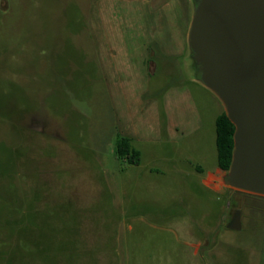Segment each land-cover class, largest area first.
Instances as JSON below:
<instances>
[{
	"label": "rangeland",
	"instance_id": "rangeland-1",
	"mask_svg": "<svg viewBox=\"0 0 264 264\" xmlns=\"http://www.w3.org/2000/svg\"><path fill=\"white\" fill-rule=\"evenodd\" d=\"M191 15L0 0V264H264V198L221 183L225 111L186 69Z\"/></svg>",
	"mask_w": 264,
	"mask_h": 264
},
{
	"label": "water",
	"instance_id": "water-1",
	"mask_svg": "<svg viewBox=\"0 0 264 264\" xmlns=\"http://www.w3.org/2000/svg\"><path fill=\"white\" fill-rule=\"evenodd\" d=\"M186 69L235 127L226 188L264 198V0H191ZM228 229H242L238 211Z\"/></svg>",
	"mask_w": 264,
	"mask_h": 264
},
{
	"label": "trees",
	"instance_id": "trees-1",
	"mask_svg": "<svg viewBox=\"0 0 264 264\" xmlns=\"http://www.w3.org/2000/svg\"><path fill=\"white\" fill-rule=\"evenodd\" d=\"M234 132L235 127L224 112L223 115L219 116L216 121L218 166L222 172L229 169L232 161ZM116 153L118 159H125L131 165H139L140 163V152L132 149L130 141L127 138L119 140ZM234 192L241 193L237 191Z\"/></svg>",
	"mask_w": 264,
	"mask_h": 264
},
{
	"label": "crops",
	"instance_id": "crops-1",
	"mask_svg": "<svg viewBox=\"0 0 264 264\" xmlns=\"http://www.w3.org/2000/svg\"><path fill=\"white\" fill-rule=\"evenodd\" d=\"M190 25V24H189ZM158 29V31L159 32H161V30L163 31V27L162 26H159V28H157ZM157 29H155V30H157ZM189 29V28H188ZM154 29H152V27H151V31H153ZM149 38H151V35L149 36ZM129 39H135V38H133V37H130ZM155 39L156 40H158L156 37H155ZM186 44H187V36H186ZM156 46H158L159 47V44H157ZM160 48V47H159ZM160 49H163V51H165L166 52V47H163V48H160ZM165 52H161V51H159V53H161L162 55H164L165 54ZM218 170H220V169H218Z\"/></svg>",
	"mask_w": 264,
	"mask_h": 264
},
{
	"label": "flooded vegetation",
	"instance_id": "flooded-vegetation-1",
	"mask_svg": "<svg viewBox=\"0 0 264 264\" xmlns=\"http://www.w3.org/2000/svg\"><path fill=\"white\" fill-rule=\"evenodd\" d=\"M238 211H241V210H240V209H237V210L233 213V215H232V217H231L229 223L233 220L234 216L237 214ZM241 213H242V211H241ZM226 219H227V218H226ZM226 219H225V221H226Z\"/></svg>",
	"mask_w": 264,
	"mask_h": 264
}]
</instances>
